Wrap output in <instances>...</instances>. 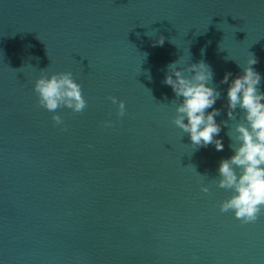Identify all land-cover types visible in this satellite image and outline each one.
<instances>
[{"label": "water", "instance_id": "1", "mask_svg": "<svg viewBox=\"0 0 264 264\" xmlns=\"http://www.w3.org/2000/svg\"><path fill=\"white\" fill-rule=\"evenodd\" d=\"M250 54L264 91V0H0V264H264V213L219 211L228 129L189 156L163 84L180 58L209 64L221 123L220 80ZM44 69L71 72L87 107H40Z\"/></svg>", "mask_w": 264, "mask_h": 264}, {"label": "clouds", "instance_id": "2", "mask_svg": "<svg viewBox=\"0 0 264 264\" xmlns=\"http://www.w3.org/2000/svg\"><path fill=\"white\" fill-rule=\"evenodd\" d=\"M146 35L152 36L149 32ZM163 44L161 36L154 46ZM257 63L258 59L250 54L244 67L238 64L242 74L230 80L233 74L226 72L220 80V84L228 85L227 103L223 106L227 109V120L221 123L216 120L221 109L215 107L221 91L214 84V72L209 64L201 60L183 67L180 58L167 65L163 80L175 97L168 103L174 105L171 124L189 137V156L209 146L222 152L224 143L220 133L222 128L228 129L232 155L220 160L215 187L231 193L219 204V211L231 212L242 224L254 223L264 213V91L260 90L262 76L254 68ZM148 78L151 79L150 73ZM33 91L38 105L51 113L61 108L80 113L87 107L81 86L71 72L48 74L41 70ZM109 99L117 106V116L123 117L125 103L115 97ZM51 119L56 126L63 124L58 114H53ZM103 126L112 127L113 122L105 121ZM185 168L204 177L192 165ZM201 192L208 194L210 188L202 186Z\"/></svg>", "mask_w": 264, "mask_h": 264}]
</instances>
